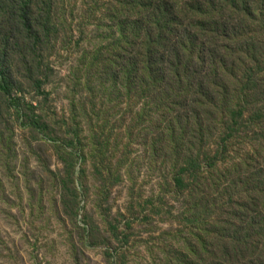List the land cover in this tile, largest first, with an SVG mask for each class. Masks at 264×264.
<instances>
[{
    "label": "rangeland",
    "instance_id": "1",
    "mask_svg": "<svg viewBox=\"0 0 264 264\" xmlns=\"http://www.w3.org/2000/svg\"><path fill=\"white\" fill-rule=\"evenodd\" d=\"M52 1L53 40L32 57L14 47L18 92L0 99V264H175L183 196L162 195L155 128L116 82L114 3ZM12 6L0 0V41ZM24 58L40 67V93ZM72 171L84 173L80 197Z\"/></svg>",
    "mask_w": 264,
    "mask_h": 264
},
{
    "label": "trees",
    "instance_id": "2",
    "mask_svg": "<svg viewBox=\"0 0 264 264\" xmlns=\"http://www.w3.org/2000/svg\"><path fill=\"white\" fill-rule=\"evenodd\" d=\"M34 1L7 0L0 99L18 92L14 47L30 57L52 39L54 2L38 16ZM112 2L116 82L155 128L162 195L183 196L175 264H264V0ZM21 64L40 93V67ZM70 176L80 197L84 173Z\"/></svg>",
    "mask_w": 264,
    "mask_h": 264
}]
</instances>
